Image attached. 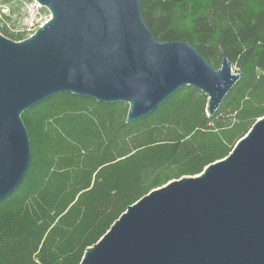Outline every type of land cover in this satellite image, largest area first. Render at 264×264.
<instances>
[{"label":"water","instance_id":"95a60500","mask_svg":"<svg viewBox=\"0 0 264 264\" xmlns=\"http://www.w3.org/2000/svg\"><path fill=\"white\" fill-rule=\"evenodd\" d=\"M49 18L28 37L0 33V201L31 159L21 113L58 93L126 103V122L180 87L212 116L239 80L224 50L213 67L185 41L157 40L139 0H35ZM79 264H264V115L221 160L129 205Z\"/></svg>","mask_w":264,"mask_h":264},{"label":"trees","instance_id":"16d2710c","mask_svg":"<svg viewBox=\"0 0 264 264\" xmlns=\"http://www.w3.org/2000/svg\"><path fill=\"white\" fill-rule=\"evenodd\" d=\"M139 3L157 40L185 41L215 68L221 47L239 80L212 116L188 85L132 122L126 103L67 92L23 111L31 159L0 201V264H79L129 205L225 158L264 115V0ZM0 33L23 38L5 24Z\"/></svg>","mask_w":264,"mask_h":264},{"label":"rangeland","instance_id":"374dc122","mask_svg":"<svg viewBox=\"0 0 264 264\" xmlns=\"http://www.w3.org/2000/svg\"><path fill=\"white\" fill-rule=\"evenodd\" d=\"M4 16L8 17L4 19L5 23L1 19ZM49 16V11L38 6L35 0H0V27L5 24L11 32L20 33L23 38L32 34ZM233 71H236L234 67Z\"/></svg>","mask_w":264,"mask_h":264},{"label":"built area","instance_id":"2783aa9c","mask_svg":"<svg viewBox=\"0 0 264 264\" xmlns=\"http://www.w3.org/2000/svg\"><path fill=\"white\" fill-rule=\"evenodd\" d=\"M36 2V1H35ZM36 4L39 6V4L36 2Z\"/></svg>","mask_w":264,"mask_h":264}]
</instances>
